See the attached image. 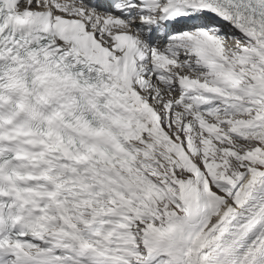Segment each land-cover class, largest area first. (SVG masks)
Here are the masks:
<instances>
[{"label": "snow or ice", "instance_id": "snow-or-ice-1", "mask_svg": "<svg viewBox=\"0 0 264 264\" xmlns=\"http://www.w3.org/2000/svg\"><path fill=\"white\" fill-rule=\"evenodd\" d=\"M0 264H264V0H0Z\"/></svg>", "mask_w": 264, "mask_h": 264}]
</instances>
